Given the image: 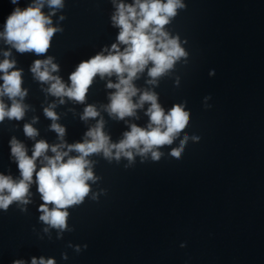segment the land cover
Instances as JSON below:
<instances>
[{
    "label": "clouds",
    "instance_id": "9594fccd",
    "mask_svg": "<svg viewBox=\"0 0 264 264\" xmlns=\"http://www.w3.org/2000/svg\"><path fill=\"white\" fill-rule=\"evenodd\" d=\"M11 2L17 4L18 0ZM45 2L52 9L63 7V0H33L26 8L16 7L7 16L0 38L19 53L45 54L54 34L61 31L51 26V16L55 12L45 15L42 11ZM184 7L182 0H134L133 4H117L112 21L114 26L120 29L118 43L111 45L108 55L97 54L81 62L69 77L70 86H66L60 77L52 75L59 69L51 57L33 62L31 72L39 81L51 82L47 89L51 95L68 97L81 103L84 102L88 89L97 75L103 78L115 74L118 82H109L107 85L116 91L110 95V103L106 110L110 115L122 120L134 116L136 109L148 103L150 106L146 115L149 117V124L147 128L132 124L130 131L123 134L122 140L111 143L110 137L103 131V120H100L85 134L83 142L49 145L46 141L40 140L35 143L31 156L27 154L25 146L13 138L10 142L11 154L17 162L20 179L14 180L11 176L0 174V209L7 210L14 201L27 204L29 189L35 175L37 191L44 202L39 208L42 213L40 220L53 228L64 230L69 216L66 209L82 203L90 192L88 181L96 179L87 157L103 153L105 158H112L114 154L117 160L123 156L131 161L135 152L140 156L151 153L153 160L160 159L162 153L158 149L171 145L186 128L189 113L179 104L165 113L157 102V95L150 91H144L140 94L138 102H134L133 97L137 95L138 89L133 81L151 63L148 75L152 79L148 82L155 83L156 78L164 75L177 60L187 55L180 46L179 39L170 37L164 30L170 19L177 15V10ZM119 45L125 46L123 51ZM10 55V52H5L6 58L0 62V73H3L0 77L3 80V84L0 85V122L5 118L20 120L25 114L26 106L21 101L27 92L22 89V72L11 70L15 68L16 62L7 58ZM4 96L12 101L10 107L4 103L2 99ZM17 97L20 99L17 100ZM60 102L64 103L63 99ZM54 107L55 105H51L45 108L44 112L53 121L51 129L63 140L65 128L55 123L58 116L52 111ZM98 115L96 108L90 105L85 108L81 119L96 118ZM23 130L29 138L38 135L31 124H25ZM187 139L185 136L180 146L172 149L170 154L173 157L180 158ZM65 147L67 151H62L61 149ZM49 151L53 155H47ZM71 152L77 155L70 156ZM40 158L42 166L37 171L36 162ZM48 205L53 207L50 209ZM15 264L23 262L16 261ZM32 264H55V261L41 258L37 262L33 258Z\"/></svg>",
    "mask_w": 264,
    "mask_h": 264
}]
</instances>
